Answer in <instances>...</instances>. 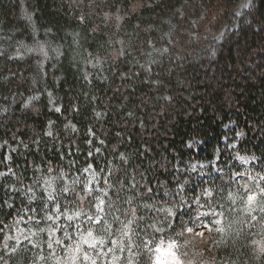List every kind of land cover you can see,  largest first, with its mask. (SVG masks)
<instances>
[{"label":"trees","instance_id":"16d2710c","mask_svg":"<svg viewBox=\"0 0 264 264\" xmlns=\"http://www.w3.org/2000/svg\"><path fill=\"white\" fill-rule=\"evenodd\" d=\"M151 1L117 27L103 13L129 8L131 0H0V244L1 232L22 214L44 218L52 211L40 188L45 174L91 165L109 187L106 208L120 215L116 226L133 221L143 260L152 225L166 218L157 208L201 196L229 229L219 256L228 264H264L253 256L255 228L228 196L234 172L243 169L224 143L235 129L243 132L237 150L256 158L264 175V0H253L239 19L244 0ZM37 39L48 47L45 67L35 52L12 55ZM90 56H100L102 66L90 67ZM10 146L16 149L9 161ZM217 153L222 174L199 180L188 172L190 163ZM182 185L184 193L167 198ZM207 188L213 196L204 199ZM56 196L66 207L94 206L82 186ZM185 206L169 233L196 215L197 205ZM39 252L23 245L7 258L31 264Z\"/></svg>","mask_w":264,"mask_h":264},{"label":"rangeland","instance_id":"374dc122","mask_svg":"<svg viewBox=\"0 0 264 264\" xmlns=\"http://www.w3.org/2000/svg\"><path fill=\"white\" fill-rule=\"evenodd\" d=\"M144 2L152 4L151 0H131L129 8L120 6L115 11H105L103 16L106 21H115L117 27H120L130 12L140 8ZM252 3L253 0L242 2L237 9L238 19ZM22 10L24 16L34 19L33 13L24 2ZM237 27L238 21L230 29H237ZM225 31L226 28L218 34V40L223 37ZM2 37L0 32V41ZM3 49L0 42V52ZM28 51L37 53L41 57V67H45L49 51L44 41L37 39L35 44L28 48L19 44L12 55L22 57ZM102 64L103 60L100 56H90L88 61L90 67H101ZM87 75L90 77L89 73ZM51 105L55 109H60L53 98H51ZM231 128L236 127L230 124L228 129ZM235 130L234 135L229 134L224 143L232 151L234 161L243 170L234 172L233 188L228 196L233 201L235 212L246 217L248 228H255V233L253 232L255 237L251 245L255 261H260L264 259V175L256 171L258 162L256 158L244 156L237 150L239 141L245 134ZM15 149L16 147H9V161L11 152ZM220 159V153H217L209 162L194 161L188 165V172L197 175L199 180L211 174H222L225 167L220 163ZM11 171L6 174L10 175ZM103 177L91 165L81 173L68 174L61 171L59 176L45 174L40 181V188L49 201L54 203V207L44 218L22 214L12 224L6 226L1 232L4 236L0 249L5 252V255L0 258V264H11L7 257L23 245L40 251L31 264H158V261H167L168 264H174V262L175 264H207L212 258H218L219 263L223 264L230 262L229 258L218 254L221 239L229 231L225 218L217 208L203 203L201 196L193 203L189 198L183 200L185 207L197 205L198 210L192 219L186 221L179 233L178 231L169 233L168 230L175 225L177 215L184 206H180L177 202L157 208L158 213L170 219V226H167L166 218L154 222L151 227L154 240L145 247L148 251L143 260L133 229V221L122 219L118 222L122 224L116 226V220L120 219V215L111 216L112 212L106 208L109 187L106 186V180ZM81 186L86 195L94 198L93 208L66 207L55 203L57 194L62 193L67 196L72 189ZM184 191L185 186L182 185L176 192L168 194L167 198L178 197ZM32 192V189L27 190L28 195H32ZM202 196L204 199L210 198L213 192L207 188ZM229 228L231 229L230 225Z\"/></svg>","mask_w":264,"mask_h":264},{"label":"snow or ice","instance_id":"6c2138e0","mask_svg":"<svg viewBox=\"0 0 264 264\" xmlns=\"http://www.w3.org/2000/svg\"><path fill=\"white\" fill-rule=\"evenodd\" d=\"M157 251H160V250L157 249ZM158 264H168V262L167 261H158ZM174 264H175V262H174Z\"/></svg>","mask_w":264,"mask_h":264}]
</instances>
